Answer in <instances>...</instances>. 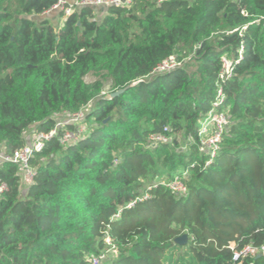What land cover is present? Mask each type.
Here are the masks:
<instances>
[{
  "label": "trees",
  "instance_id": "obj_1",
  "mask_svg": "<svg viewBox=\"0 0 264 264\" xmlns=\"http://www.w3.org/2000/svg\"><path fill=\"white\" fill-rule=\"evenodd\" d=\"M54 4L0 0V153L92 107L76 142L61 146L58 128L34 155L27 188L0 164V264H264L233 260L264 246V0H133L57 28L32 19ZM90 73L110 81L108 97ZM216 101L227 125L210 158L199 126ZM158 134L169 142L152 145ZM175 177L185 195L161 183Z\"/></svg>",
  "mask_w": 264,
  "mask_h": 264
},
{
  "label": "built area",
  "instance_id": "obj_2",
  "mask_svg": "<svg viewBox=\"0 0 264 264\" xmlns=\"http://www.w3.org/2000/svg\"><path fill=\"white\" fill-rule=\"evenodd\" d=\"M54 6L43 14V16L56 15L61 21L71 16L73 13L77 12L79 9L84 7H89L93 9H104L109 8H131L133 0H54ZM163 0H159L162 2ZM62 24V23H61ZM63 26V25H62ZM225 64L224 74H228V64L223 59ZM177 66L174 58L168 59L157 69L158 72H166L172 70ZM221 96V92H218V98ZM220 102L216 101L212 105V110L207 114V116L202 120L199 126V136L201 137L200 143V152L206 153L210 158H213L218 150L219 143L222 139L225 127L227 125L226 117L222 112L218 110ZM82 112V111H81ZM79 112L74 115H68L70 120L67 123L73 121H79L83 119L82 113ZM60 128V124H56L54 130L49 133L43 132H33L29 139L26 141L25 145L11 154L0 153V164L1 163H10L16 167L17 175L20 178V183L23 188H27L32 182L35 175V170L31 166L30 161L34 155L38 152H41L44 149V146L47 141H49L53 136L57 135V129ZM84 131L78 129L75 131H65L62 136L59 138V144L63 147H66L78 140L80 134H83ZM150 142L152 145H157L159 143H167V139L158 134L152 135L150 137ZM164 187L171 189L177 195H185L187 193L186 187H184L179 179L175 177L173 180L169 181L166 185L162 183ZM5 189V186L0 187V192ZM264 256V246L260 248H254L251 246H246L239 253L234 254V261L239 259L244 260L248 257ZM93 264H97L95 260ZM241 264V263H239Z\"/></svg>",
  "mask_w": 264,
  "mask_h": 264
},
{
  "label": "rangeland",
  "instance_id": "obj_3",
  "mask_svg": "<svg viewBox=\"0 0 264 264\" xmlns=\"http://www.w3.org/2000/svg\"><path fill=\"white\" fill-rule=\"evenodd\" d=\"M103 18V15H99L96 17V20L98 22L101 21V19ZM32 19L36 22H40L42 20H49L51 24H53V26H55V28H57L61 23H63L61 21L60 23V19L56 16V15H50V16H42V17H32ZM187 53H189L188 50H186ZM186 53V54H187ZM85 82L91 86L96 85L97 83L100 84V92L97 94V97H108L110 92H111V88H110V81L107 79H104L103 77H101L100 75H96L94 73H90L88 74L85 78H84ZM92 104H89L87 107H85L82 110V115L87 114L90 110H91ZM70 120V117L66 114H57L54 116V121L56 122V124H60V128H65L66 130H85V127L83 125V121L82 119H79V121H73L70 123H67ZM35 132V126L30 127L29 129L26 130L24 137H26V141L29 139V136ZM84 133H86V131H84ZM190 141V140H189ZM167 142H169V138L167 139ZM178 144H179V148L178 150H186V145H185V141L184 139L181 137L178 140ZM161 183L164 184H168L169 183V179H163ZM107 244H108V240H107ZM110 252V251H109ZM111 256H115L114 254L112 255V252L109 253ZM103 258L102 256L99 258L101 259ZM99 259H98V263L99 264ZM103 260V259H102Z\"/></svg>",
  "mask_w": 264,
  "mask_h": 264
},
{
  "label": "water",
  "instance_id": "obj_4",
  "mask_svg": "<svg viewBox=\"0 0 264 264\" xmlns=\"http://www.w3.org/2000/svg\"><path fill=\"white\" fill-rule=\"evenodd\" d=\"M120 93H122V91H118V92L112 94V97L118 96ZM186 239H187L186 236H182V237L176 239L175 242H176V244H184V243H186ZM259 257H260L259 255L256 256V258H259Z\"/></svg>",
  "mask_w": 264,
  "mask_h": 264
},
{
  "label": "crops",
  "instance_id": "obj_5",
  "mask_svg": "<svg viewBox=\"0 0 264 264\" xmlns=\"http://www.w3.org/2000/svg\"><path fill=\"white\" fill-rule=\"evenodd\" d=\"M98 12L102 13V14H105L106 13V10H103V9H98ZM25 139V143H26V137H24Z\"/></svg>",
  "mask_w": 264,
  "mask_h": 264
}]
</instances>
